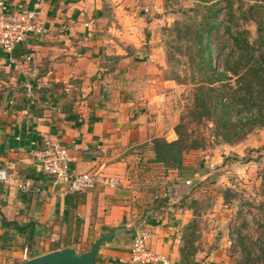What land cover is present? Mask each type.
<instances>
[{
  "label": "crops",
  "instance_id": "crops-1",
  "mask_svg": "<svg viewBox=\"0 0 264 264\" xmlns=\"http://www.w3.org/2000/svg\"><path fill=\"white\" fill-rule=\"evenodd\" d=\"M6 2L30 7L34 0ZM148 14L137 0H43L38 19L45 32L28 37L12 55L0 49V168L7 173L0 180V264H23L25 242L57 241L69 223L67 239L76 244L82 236H95L93 243L114 230L94 264H126L141 228L150 232L152 250L182 264L183 226L203 204L192 190L204 191L205 176L193 168L185 176L182 168L167 172L153 161V139L177 136L175 124L168 127L174 112L165 94L170 80L151 65L153 52L141 50ZM25 82L32 85L34 103L25 95ZM44 137L69 148L73 172H91L99 180L78 198L72 195V206L32 158L30 140ZM106 176L119 178L116 189L102 185ZM28 223L33 239L28 228L15 227Z\"/></svg>",
  "mask_w": 264,
  "mask_h": 264
},
{
  "label": "rangeland",
  "instance_id": "rangeland-1",
  "mask_svg": "<svg viewBox=\"0 0 264 264\" xmlns=\"http://www.w3.org/2000/svg\"><path fill=\"white\" fill-rule=\"evenodd\" d=\"M137 4L149 8L146 20L149 27H145L147 43L141 50L153 52L156 59L153 57L151 65L160 71L163 79L170 80L165 94L168 109L173 108L174 112L168 127L182 122V130L199 145L189 149L180 168L184 176L192 168L205 176L201 181L204 191L192 190L203 204L192 211L195 217L183 226L181 263L212 264L207 261L208 256H222L227 261L221 260L222 264H264V126L254 125L240 139L235 137L238 133L224 136L215 125L212 108L216 98L231 101L239 86L237 78L245 70H240L238 75L225 70L234 44L230 33L246 31L245 37L253 49V57L247 54L251 60L261 53L259 37L262 35L264 45V0H137ZM157 6L159 12H154ZM206 16L215 17L218 22L209 38L213 68L221 74L218 76L208 69V51L199 49L194 40ZM259 25L263 28L261 33L257 31ZM235 57L230 58L234 70ZM251 112L245 104H235L229 107L227 118L244 120ZM191 164L194 167H188ZM155 166L167 172L172 169L159 163ZM171 179L175 180V175ZM55 224L45 227L46 230L52 231ZM63 236L61 233L60 237ZM93 237L82 236L75 246L82 251L92 243ZM52 242L34 244L32 249L46 253ZM197 255L199 261H195Z\"/></svg>",
  "mask_w": 264,
  "mask_h": 264
},
{
  "label": "trees",
  "instance_id": "trees-1",
  "mask_svg": "<svg viewBox=\"0 0 264 264\" xmlns=\"http://www.w3.org/2000/svg\"><path fill=\"white\" fill-rule=\"evenodd\" d=\"M214 15V14H213ZM210 16H206V21L204 24L200 26V29L195 33V43L201 47L199 49L207 50L208 58H207V66L208 69H212V72L215 76L221 75L216 69L213 68L212 64V55L210 52V44L209 38L214 29H216L218 22L215 17L208 18ZM230 32V28L227 29ZM258 33L263 31V28L259 25L257 26ZM246 31H234L231 34V37L234 41L233 49L229 54V58L227 59V71H230L234 75H238L240 70H244L241 75L238 76L237 82L239 86L234 91L232 95L231 101L227 103L224 98L214 99L212 102V108L214 109L215 116V125L216 127L221 129V133L226 135H232L233 133L236 139H240L244 136L249 130L253 128L254 125L264 126V49H263V40L262 35L259 37V50L261 53L257 58H248L247 54H250L253 57V53L251 51L252 47L248 42V38L245 37ZM204 39V40H203ZM262 45V48H261ZM253 50V49H252ZM236 56V57H235ZM235 57V66L236 70L230 67V58ZM245 104L249 108L252 109V112L244 118V120L238 119L236 121H230L227 118L228 109L230 106H234L235 104ZM182 122L177 123L174 126V131L176 133V139L167 141L165 138H155L152 141V149L154 152L153 161L163 166L170 168H180L184 161L186 155L189 154V149H194L198 144L195 141L190 140L188 133L182 130ZM245 131H247L245 133ZM241 133V135H239ZM79 197L80 194H67V206H72L73 196ZM80 199H77V202ZM79 220L75 218L76 227L79 226ZM28 223L26 225H18L15 224V227L19 231H23L26 228L29 229V239H33L34 236V227L30 226ZM70 233V223L67 226V231L65 236L59 238L57 241L52 242L49 251L61 249L64 247H71L76 244V240L69 241L67 239L68 234ZM35 243L25 242L24 245L27 248V254L29 258L41 255V253H36L32 249V246ZM93 243H91L88 248H84L83 250H87L91 247ZM184 250L181 248V260H184Z\"/></svg>",
  "mask_w": 264,
  "mask_h": 264
},
{
  "label": "built area",
  "instance_id": "built-area-1",
  "mask_svg": "<svg viewBox=\"0 0 264 264\" xmlns=\"http://www.w3.org/2000/svg\"><path fill=\"white\" fill-rule=\"evenodd\" d=\"M43 0H34L31 6L16 4L11 7L6 0H0V49L12 55L17 45L28 37L45 32L44 26L39 22L38 16ZM30 58L27 57V60ZM26 97L34 103L35 94L30 82L23 85ZM31 155L40 170L52 177L54 183L62 185L65 194H74L90 191L99 183L97 176L91 172L75 173L70 169L74 160L69 148L57 141L44 137L42 140L31 139ZM7 173L0 168V180L6 181ZM191 185L192 181H183ZM107 188L116 189L120 183L117 176H106L101 181ZM25 190L26 185L19 184ZM150 232L146 229L135 230L130 255L126 264H171L166 255L158 253L149 247ZM119 259V263H124Z\"/></svg>",
  "mask_w": 264,
  "mask_h": 264
},
{
  "label": "water",
  "instance_id": "water-1",
  "mask_svg": "<svg viewBox=\"0 0 264 264\" xmlns=\"http://www.w3.org/2000/svg\"><path fill=\"white\" fill-rule=\"evenodd\" d=\"M57 186L62 189L59 183ZM114 230L110 234H100L91 247L85 251L75 247H64L49 251L41 255L24 259L23 264H94L101 245L114 237Z\"/></svg>",
  "mask_w": 264,
  "mask_h": 264
}]
</instances>
